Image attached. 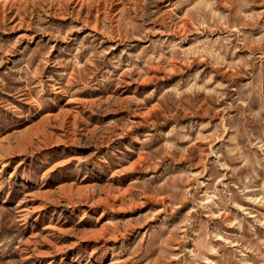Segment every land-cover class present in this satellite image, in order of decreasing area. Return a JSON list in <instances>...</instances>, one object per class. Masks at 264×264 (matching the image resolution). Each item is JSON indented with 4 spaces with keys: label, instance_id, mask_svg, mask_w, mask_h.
I'll return each mask as SVG.
<instances>
[{
    "label": "rangeland",
    "instance_id": "rangeland-1",
    "mask_svg": "<svg viewBox=\"0 0 264 264\" xmlns=\"http://www.w3.org/2000/svg\"><path fill=\"white\" fill-rule=\"evenodd\" d=\"M0 264H264V0H0Z\"/></svg>",
    "mask_w": 264,
    "mask_h": 264
}]
</instances>
